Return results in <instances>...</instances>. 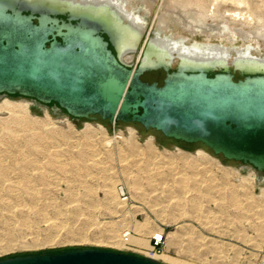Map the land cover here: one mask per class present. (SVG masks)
Returning <instances> with one entry per match:
<instances>
[{"label": "rangeland", "instance_id": "rangeland-1", "mask_svg": "<svg viewBox=\"0 0 264 264\" xmlns=\"http://www.w3.org/2000/svg\"><path fill=\"white\" fill-rule=\"evenodd\" d=\"M131 1L147 19L139 49L126 60L132 67L140 63L148 36L158 32L184 36L193 44L253 45L255 54L264 55L256 40L208 38L174 21L161 25L159 3L150 2L148 10L143 1ZM164 77L163 71H150L143 79L162 84ZM3 98L28 100L31 106L0 105V166L5 173L0 178V259L80 248L146 256L144 249L118 246L117 236L129 229L135 237L150 239L163 227L165 243L159 252L182 264H264V181L253 168L245 173L240 163L224 161L202 144L159 138L139 124L74 119L53 112L54 104L18 95H4L0 102ZM201 149L206 152L198 154ZM106 183L115 184L119 196L125 189L131 201L120 208L116 201L109 203ZM206 185L213 189L204 190ZM142 224L145 232L137 230ZM173 232L178 235L170 241Z\"/></svg>", "mask_w": 264, "mask_h": 264}, {"label": "water", "instance_id": "water-1", "mask_svg": "<svg viewBox=\"0 0 264 264\" xmlns=\"http://www.w3.org/2000/svg\"><path fill=\"white\" fill-rule=\"evenodd\" d=\"M142 62L126 63L111 34L84 17L0 0V99L18 95L54 104L53 112L74 119L139 124L177 142L202 144L224 161L240 163L245 173L253 168L264 181V72ZM150 71L165 72L163 83L144 80ZM0 264L166 263L80 248L9 257Z\"/></svg>", "mask_w": 264, "mask_h": 264}, {"label": "bare ground", "instance_id": "bare-ground-1", "mask_svg": "<svg viewBox=\"0 0 264 264\" xmlns=\"http://www.w3.org/2000/svg\"><path fill=\"white\" fill-rule=\"evenodd\" d=\"M15 1L30 6L34 5L43 8L46 7L49 8V11H60L65 13L70 12L72 16L84 17L97 27L106 29L111 34L119 51V54L125 62L126 60H130L133 57L132 54L139 49L144 34L147 33V19L141 14L136 13V8L133 7L131 0ZM141 1H143V3L147 5L148 10L152 8V3H159L160 7L164 9L162 15H160V12L156 14V17L160 19L161 25L166 24L167 21H174L184 25V27L188 29L192 34L203 33L206 34L208 38H228L232 42H234L238 38H242L244 41L256 40V42H258V45H261L262 47L264 46V0ZM150 2L152 3L150 4ZM185 40L186 38L184 36L176 37L173 35L169 37L162 35L159 32L155 37L148 36L141 50L139 60L140 62L143 60V67H169L178 61L180 66L184 69L194 68L200 70H211L212 68L222 69L227 67L232 69L234 67L236 69H242L249 72H264V55L255 54L253 45L236 47L234 45L229 46L211 41L208 43L200 44L196 40V43L193 44L187 43ZM155 74L162 75L163 73L157 72ZM151 76L152 75H148V77ZM0 105H5L7 107L9 105H17L18 107H23L31 106V102L28 100L16 101L10 98H3V100L0 102ZM85 124L89 125V122H86ZM203 152L206 151L201 149L197 153L202 154ZM2 168L3 167L0 166V178L5 176H2L3 174H5L3 173ZM5 169L6 168H4V170ZM39 169L41 168L39 167ZM5 172L7 174V171ZM252 173L253 172H251V174ZM209 184V187H213ZM208 186L206 189L204 188V190L209 189ZM105 187L106 189L104 191L105 195L108 196L109 203H111L112 201H116V208H120V206L122 207V205L125 206L127 204L129 197L124 198L122 194L121 196H119L115 184L111 185L110 183H106ZM211 189L209 190L211 191ZM133 196L138 199L140 198L136 195ZM184 214L186 215L187 212H182L181 216ZM198 222H200V219ZM201 223L206 227L205 223L202 220L200 224ZM195 228L196 227L192 226L190 230L194 232L196 230ZM137 230L139 232H145L146 228L142 224V227L140 226ZM210 230L214 229L210 228ZM165 231V228L161 227L157 231H154L150 239H144L142 237H135L134 235H132V230L127 229L126 232L121 234L122 236L120 237V239H118L117 236V241L115 243L120 247L134 246L139 249H144L146 256H150L166 264L185 263L184 261L173 257L168 252L160 253V248L156 247L153 244V238L155 236L164 238L165 241ZM115 234L116 233H114V236ZM176 235H178L177 232L171 233L170 241H174V239L177 238Z\"/></svg>", "mask_w": 264, "mask_h": 264}, {"label": "built area", "instance_id": "built-area-1", "mask_svg": "<svg viewBox=\"0 0 264 264\" xmlns=\"http://www.w3.org/2000/svg\"><path fill=\"white\" fill-rule=\"evenodd\" d=\"M123 188V187H122ZM122 193V195H123V197L124 198H128L129 197V194L126 192V190L124 189V191L123 192H121ZM129 201H131V199L129 200ZM164 238H159V237H157V236H155L154 238H153V244L156 246V247H158V248H161L162 246H163V244H164Z\"/></svg>", "mask_w": 264, "mask_h": 264}, {"label": "flooded vegetation", "instance_id": "flooded-vegetation-1", "mask_svg": "<svg viewBox=\"0 0 264 264\" xmlns=\"http://www.w3.org/2000/svg\"><path fill=\"white\" fill-rule=\"evenodd\" d=\"M153 77H156V76H153ZM159 83H160V82H159ZM160 84H161V83H160ZM155 132H156V134H158L157 137H159V138L164 137V136L161 135V134H162L161 132H157V131H155Z\"/></svg>", "mask_w": 264, "mask_h": 264}, {"label": "trees", "instance_id": "trees-1", "mask_svg": "<svg viewBox=\"0 0 264 264\" xmlns=\"http://www.w3.org/2000/svg\"><path fill=\"white\" fill-rule=\"evenodd\" d=\"M211 151V150H210ZM212 152V151H211ZM213 153V152H212ZM214 154V153H213ZM215 155V154H214ZM223 159V158H222Z\"/></svg>", "mask_w": 264, "mask_h": 264}]
</instances>
